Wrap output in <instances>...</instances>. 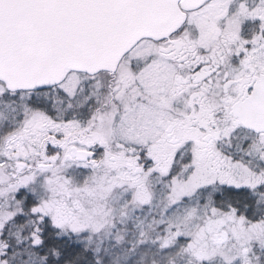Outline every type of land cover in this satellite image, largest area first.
<instances>
[{"label":"snow or ice","instance_id":"snow-or-ice-1","mask_svg":"<svg viewBox=\"0 0 264 264\" xmlns=\"http://www.w3.org/2000/svg\"><path fill=\"white\" fill-rule=\"evenodd\" d=\"M0 264H264V0H0Z\"/></svg>","mask_w":264,"mask_h":264}]
</instances>
